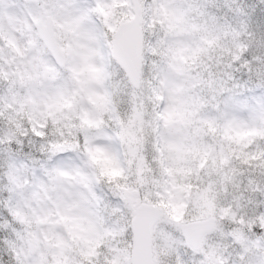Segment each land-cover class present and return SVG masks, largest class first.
<instances>
[{
	"label": "clouds",
	"instance_id": "clouds-1",
	"mask_svg": "<svg viewBox=\"0 0 264 264\" xmlns=\"http://www.w3.org/2000/svg\"><path fill=\"white\" fill-rule=\"evenodd\" d=\"M0 264H264V0H0Z\"/></svg>",
	"mask_w": 264,
	"mask_h": 264
}]
</instances>
